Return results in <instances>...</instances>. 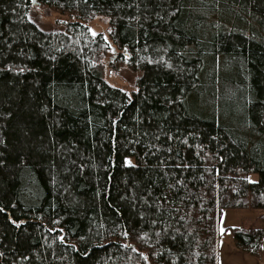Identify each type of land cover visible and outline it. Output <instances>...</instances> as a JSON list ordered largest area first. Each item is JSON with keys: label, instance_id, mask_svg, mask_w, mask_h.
Listing matches in <instances>:
<instances>
[{"label": "trees", "instance_id": "trees-1", "mask_svg": "<svg viewBox=\"0 0 264 264\" xmlns=\"http://www.w3.org/2000/svg\"><path fill=\"white\" fill-rule=\"evenodd\" d=\"M228 210L264 212V0H0V264H218L227 232L261 260Z\"/></svg>", "mask_w": 264, "mask_h": 264}, {"label": "rangeland", "instance_id": "rangeland-1", "mask_svg": "<svg viewBox=\"0 0 264 264\" xmlns=\"http://www.w3.org/2000/svg\"><path fill=\"white\" fill-rule=\"evenodd\" d=\"M29 19L45 32H64L67 25L72 22L86 24L94 35H108L110 32L109 21L103 17L83 20L77 15L62 13L59 10L43 8L38 5L32 8ZM118 66V68L110 66L106 68V81L111 86L122 89L128 93L136 91L137 82L141 74L135 73L129 69L126 62L120 63ZM257 179L258 175L255 174L251 176L252 181H256ZM261 213L263 212L256 210H228L222 214L219 222L220 230L223 232L228 227L247 226L249 223L255 224L256 227H264V222L261 219L256 220ZM242 217H245V219L242 220Z\"/></svg>", "mask_w": 264, "mask_h": 264}, {"label": "crops", "instance_id": "crops-1", "mask_svg": "<svg viewBox=\"0 0 264 264\" xmlns=\"http://www.w3.org/2000/svg\"><path fill=\"white\" fill-rule=\"evenodd\" d=\"M264 215V212L262 213ZM245 217H242V220ZM260 215L258 219L260 220ZM241 220V221H242ZM262 220V219H261ZM264 222V220H262ZM242 229H252V228H264L256 227L255 224H247V226L241 225L239 228ZM219 231L220 227H219ZM222 232V231H221ZM230 233H225L218 242V264H264V245L262 251V259L257 260L255 257L243 252L236 247L235 241Z\"/></svg>", "mask_w": 264, "mask_h": 264}]
</instances>
